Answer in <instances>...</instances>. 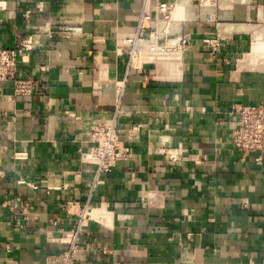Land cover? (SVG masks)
<instances>
[{
	"label": "crops",
	"instance_id": "obj_1",
	"mask_svg": "<svg viewBox=\"0 0 264 264\" xmlns=\"http://www.w3.org/2000/svg\"><path fill=\"white\" fill-rule=\"evenodd\" d=\"M179 2L187 7L170 28L189 34L184 55L129 61L118 37L134 32L140 0H0V47L31 35L18 74L46 87L14 95L0 81V264H46L86 203L96 220L80 234L89 247L78 264H264V154L241 159L230 142L232 105L264 103V66L239 65L264 26V0ZM217 35L213 55L203 39ZM115 83L134 156L89 195L94 166L79 149L93 145L89 125L116 113ZM130 124L140 126L128 140ZM162 142L178 147L176 160ZM16 197L31 204L26 218L3 206Z\"/></svg>",
	"mask_w": 264,
	"mask_h": 264
},
{
	"label": "built area",
	"instance_id": "obj_2",
	"mask_svg": "<svg viewBox=\"0 0 264 264\" xmlns=\"http://www.w3.org/2000/svg\"><path fill=\"white\" fill-rule=\"evenodd\" d=\"M180 0H140V8L137 14L135 30L132 34H123L118 37L117 51L127 55L128 60H133L143 51L171 52L181 57L190 46L188 33H173L170 24L173 19V10ZM201 6L205 2L214 0H196ZM79 27H64L63 32H71ZM221 37L210 36L203 39L211 54H216L221 45ZM34 45L31 35L19 37L13 46L0 47V81L11 80L14 95H33L45 91L44 83L34 77H21L18 74L20 56L28 53ZM47 66L42 65L41 70ZM116 113L108 118H102L92 123L83 132V139L93 143L88 151L79 149L80 160L94 166L92 180L88 183L89 195L98 189L104 182V176L111 172L118 161H130L134 156V149L129 146L120 135L117 127V113L120 108L122 95V83H115ZM232 113L236 116L235 126L230 135V142L234 149L240 153L241 159H245L250 153H258L255 160H260L264 154V103H235L232 105ZM139 124H130L125 132V139H132L138 134ZM164 144L162 151L173 161L180 154L178 147H173L169 142ZM15 158H26L27 152L17 150ZM198 160L197 162H200ZM16 204L3 202L11 210L15 217L26 218L31 212V204L20 197H16ZM73 201L66 203L71 207ZM88 203L83 205L76 213L74 225L65 232L66 249L58 253H50L45 256L46 264H78L79 251L89 244L81 245L80 234L91 218L88 211ZM48 236H51L48 234Z\"/></svg>",
	"mask_w": 264,
	"mask_h": 264
},
{
	"label": "bare ground",
	"instance_id": "obj_3",
	"mask_svg": "<svg viewBox=\"0 0 264 264\" xmlns=\"http://www.w3.org/2000/svg\"><path fill=\"white\" fill-rule=\"evenodd\" d=\"M186 4L187 3L185 2L177 3L175 9L173 10V19H176L185 11L187 7ZM239 65L246 67L264 66V26H262L261 29L257 32V34L253 37L250 49L239 60ZM88 212H90V210Z\"/></svg>",
	"mask_w": 264,
	"mask_h": 264
}]
</instances>
